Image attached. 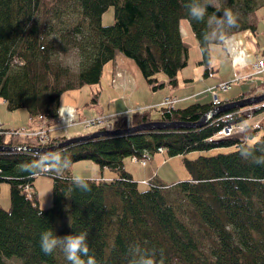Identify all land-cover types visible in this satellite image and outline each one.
Returning <instances> with one entry per match:
<instances>
[{
	"label": "trees",
	"instance_id": "16d2710c",
	"mask_svg": "<svg viewBox=\"0 0 264 264\" xmlns=\"http://www.w3.org/2000/svg\"><path fill=\"white\" fill-rule=\"evenodd\" d=\"M187 2L0 0V99L7 110L24 108L29 118H57L63 91L98 82L102 65L118 52L133 60L151 89L162 84L156 82L157 72L175 85V74L187 58L179 20H187L197 41L200 64L208 60L209 43L222 38L211 37L208 24L210 17L221 15L220 8L201 0L207 4V14L203 21H195L184 7ZM256 3L225 0V5L238 4L247 11ZM107 6H112V22L102 25L100 15ZM248 27L255 29L254 24ZM71 49L77 57L75 72L59 58ZM158 107L154 119L195 121L211 104L193 101L182 107ZM244 108L226 117L224 113L234 108L215 113L199 126L97 136L44 153L0 152V180L8 182L9 200L7 207H0V264H8L5 258L11 256L23 264H69L59 248L51 255L41 252L39 238L46 229L58 236L87 232L90 254L97 264H131V249L137 244L157 264L161 259L163 264H264V165L253 162L264 157V129L249 143L236 136L208 138L222 126L247 117ZM255 108L264 110V101ZM132 113L130 121L125 116L121 123L111 121L109 126L125 127L151 119L146 109ZM7 130L0 124V145L14 144L4 140ZM66 138L63 133L39 144ZM158 146L168 156L231 148L183 156L188 176L176 182L133 179L122 166L123 158L152 154ZM58 153L70 163L89 159L114 175L85 177L91 191L83 192L74 188L69 171L21 168L42 155ZM39 174L51 176L47 207L38 205L35 191L24 188Z\"/></svg>",
	"mask_w": 264,
	"mask_h": 264
},
{
	"label": "rangeland",
	"instance_id": "374dc122",
	"mask_svg": "<svg viewBox=\"0 0 264 264\" xmlns=\"http://www.w3.org/2000/svg\"><path fill=\"white\" fill-rule=\"evenodd\" d=\"M211 3H213L215 6L219 7L221 12L224 9H231L234 13H238L237 17V24L234 27L231 28H225L224 29V35L227 36L232 33H237L238 30H247L250 31L249 25L254 24L255 25V38H256V49L258 48V53H255V55L260 56L262 53H264V0H255V5L256 7L252 11H247L243 7H240L238 4H233L231 6L225 5V0H209ZM100 22L102 25H107L112 22V6H107L104 11L100 15ZM187 22V20H186ZM208 24L210 25L209 28L211 30V37H216L212 35V32L217 29V26L214 23H209L208 19ZM246 26L245 28L240 29V26ZM248 25V26H247ZM238 28V29H236ZM234 31V32H233ZM253 33L252 31H250ZM234 37V36H233ZM183 41L185 42L187 46V58H186V65L184 66L185 68L181 70V75H188L190 78H192V81L186 84L188 87L187 89L190 90L191 88H196L201 85V81L199 80L198 76H196V72L199 69L197 60L200 59V52L199 48L195 42V39L193 36H187L183 38ZM258 45V46H257ZM209 56L211 58V62H208V66L213 65L217 69L216 73L215 71L210 74L209 73V78L210 76H217V75H226L232 74L231 73V68L230 65L227 63V59L225 57L224 49L222 46H220L219 43L215 42H210L209 43ZM120 53V52H118ZM241 57V54L238 55ZM60 60H62L63 63L67 64L72 72L76 71V62H77V57L75 54V51L73 49L68 50L64 53L60 54ZM244 57H242L243 59ZM253 58V55H248L245 56V62H249ZM225 61V62H224ZM202 69V68H201ZM199 69V71L201 70ZM201 70V75H202ZM163 75L162 73H160ZM261 77L257 80L255 79H249L246 81L243 80H237L236 82H233L230 84V86L223 92H218V96L220 98L227 96V98H232L233 96H237L238 94H241L243 92H246L249 90L252 86L257 85L258 83H261L260 86L264 89V73L260 75ZM214 80V78L212 79ZM91 84H85L82 87H79L77 89L73 90H65L60 96V106L58 108V117L57 118H52L48 120L47 122H44L43 119H38L41 120V123L38 122V124L35 125L33 128L32 124L30 122L33 118L28 119L27 112L25 111L24 108H17L14 110H7L5 105L2 103L0 100V123L2 126L5 128H8L7 132L9 134L4 138L5 141L9 142L11 141L14 144H21L25 143L26 145H31L36 144L38 146H44L39 144L40 142H44L47 139H49L50 136H59L63 135L61 130L62 128L69 126L70 128L68 131H65V135H68L67 138L73 137V136H79V135H85L87 133L92 132L93 130L98 129V125H83L82 123H88L90 121L88 120H99L100 118H103L104 125L109 126V123L106 125L107 121H116L117 124L122 122V117L126 116V119L130 121L131 115H133L132 112H140L141 109H145V107H140L138 104L139 102H144L148 104L146 107V111L149 112V115L151 118H156L158 116V103H151L150 101H145V98H141L140 101H137V106L125 113H119V114H113V116H107L104 115L103 113H107L105 111H100L103 115H101L99 112L95 113L96 107L90 104H95V102H92L94 99L95 100V94L96 89H94L91 94H90V86ZM216 86V85H215ZM185 86H183L184 88ZM161 88L160 86L157 87ZM215 89V87L213 88ZM217 89V88H216ZM255 87L251 88L249 90V93L244 94L243 96H248L252 94H257L258 87L255 89ZM262 89V90H263ZM258 91L257 93H254V91ZM260 90V89H259ZM152 92V91H151ZM90 94V95H89ZM156 96V93H155ZM154 96V98H155ZM242 97V96H241ZM190 101H194V99H189L187 101H184V104L189 103ZM118 102V101H117ZM116 102V103H117ZM155 102V101H153ZM118 104V103H117ZM125 106V105H124ZM151 106V108H148ZM119 107V106H118ZM236 110L237 107H234ZM253 107L251 106V109ZM80 109V110H78ZM247 109H250L248 107ZM245 108V110H247ZM240 111V109H237ZM82 111L83 115H78V119H80L78 125L76 126H71L73 124H77L75 119L77 120L75 114L78 113L80 114ZM244 112V111H243ZM235 113L236 111H233L229 114ZM264 113V110L261 111H253V118L252 120L248 119V117L242 118L240 121V124H247L248 122L251 123L252 121L258 119L260 116H262ZM82 118V119H81ZM43 124V125H42ZM41 125V126H40ZM104 125H101L100 127H103ZM111 125V124H110ZM20 126V127H19ZM22 126V127H21ZM46 126V127H45ZM15 127V128H14ZM19 127V128H16ZM9 128H14V129H9ZM248 130L251 131L250 127L247 126ZM35 129V130H34ZM41 129L42 135L39 136L37 133L35 135L31 134L32 131H37ZM234 129V128H233ZM262 129H264V123L262 125V128L257 130V135L253 136L247 142H252L254 137H258L260 133L262 132ZM11 130H19L15 132H11ZM74 130H79L76 131L74 134ZM256 131V130H255ZM6 132V134H7ZM64 132V131H63ZM252 132V131H251ZM30 133V134H28ZM77 134V135H76ZM249 134V133H248ZM48 146V145H45ZM230 147H217V148H211L208 150H203L202 152H197V151H188L184 155H171L168 156L166 151L163 150L162 152L159 151H154L153 155H148L146 156V159H139L132 161V157H126V163L128 167L132 168L135 172V174L138 177H141V175H146L147 173L149 174V171L151 172L150 175H153V173H156V176L162 180L161 182L165 183H170V182H176L178 180L185 179L187 177V172L182 164V157H194L197 154H211L216 151L220 150H226L229 149ZM91 160L89 159H79L76 161H73L69 164L67 167V170L69 171L70 175L73 176L75 174H81L84 177H95L99 175V166L94 163V166L92 165ZM123 165V164H122ZM127 171V170H126ZM128 172V171H127ZM109 173L107 169L104 170V174ZM134 175V174H133ZM135 175V176H136ZM184 176V178H182ZM98 179V178H96ZM139 186H142L138 184ZM34 190L36 193V199L38 201V205L40 207H47L50 205L51 202V176L47 174H39L33 177L32 181V187L29 188ZM8 182L5 180H0V207H7L8 206ZM5 261H7L8 264H23L21 260L16 257V256H11L10 258H5Z\"/></svg>",
	"mask_w": 264,
	"mask_h": 264
},
{
	"label": "crops",
	"instance_id": "0c3cea01",
	"mask_svg": "<svg viewBox=\"0 0 264 264\" xmlns=\"http://www.w3.org/2000/svg\"><path fill=\"white\" fill-rule=\"evenodd\" d=\"M179 30H180L182 40L184 37L193 36V33L188 26V23L184 19L179 20ZM232 36H234V37H232V42H234L235 45H233L231 43V41L229 42V40H227V42H225L224 45L222 43L215 42V43H219L220 46L223 47L225 57L227 59V63L230 65L232 74L226 75V77H224V75L210 76L211 78L208 79L209 73L212 74L214 71L216 73V71L218 69L215 66L210 65L209 68L207 69V71L205 72L204 71L205 65L208 62H211V58H210V56H208L207 62L203 63V64L199 63V61H200V59H199V60H197L198 68L199 69L202 68L203 71H202V75H201L202 69L200 71L198 69L196 72V76H198L199 80L202 83L200 86H198L196 88H191L190 90L187 89L188 87H186L187 86L186 84L191 82L192 78H190L188 75H181V70L184 69L185 67L179 69L176 72V74H175V85L168 84L167 78L163 73H162L163 75L160 74L161 72L156 73L157 82L162 83L160 86L161 88L151 89L149 84H147L145 82V80L142 78V76H141L137 66L134 64L133 60L125 57L121 53H116L111 60L105 62L102 65L101 73H100L98 82L89 85L90 86V94L94 89H96L97 94H95V100L92 101V102H95V104H91V101H90V104H88V105H92V106L96 107L97 111H95V113H98L100 111H105L107 113L102 112L104 115L113 116V114L125 113V112H127V111H129L135 107H138L137 101L139 102L142 97L145 98V101H150L151 103H157V102L159 103V101L161 100V98L163 96L171 95L174 97V100L172 101V106L173 107H182L185 105L184 101H187L189 99H192V100L194 99V101H199V102H209V93L207 91V87L215 84L219 80H228V79L233 80L234 79L233 74L236 77H244V78H239V80H243V81H246L249 79H255V78L258 80L261 77L260 75L264 73V69L262 71H259L258 73L249 75L250 63L258 56V55H255V53H258V48L256 49L257 42H256V38H255V32L253 31V33H251L249 30H247L245 28V30H238V32L232 34ZM194 39H195V37H194ZM195 42L197 44L196 39H195ZM228 45H229V48L227 47V50H226V46H228ZM229 49H230V53H231L232 57H230ZM234 49H235V51H234ZM242 53H245L244 58L242 59L243 65H242V62L239 61L240 57L238 56L239 54L242 55ZM208 54H209V47H208ZM248 55H253V58L251 60H249V62L248 61L245 62V56H248ZM236 59H237V62H240V63L234 62ZM207 66H208V64H207ZM213 78H214V80H212ZM262 82H264V81H262ZM260 84L261 83H258L257 85L252 86L251 88L255 87V89H256L258 87L261 90L263 88H262V86H260ZM183 86H185V87L183 88ZM75 89H77V88H75ZM70 90H73V89H70ZM249 90H247L246 92H243L241 94H238L235 97L249 93ZM221 92H223V91H221ZM155 93H156V96H155ZM154 96H155V98H154ZM235 97L233 96L232 98L231 97L227 98V96H224V97L220 98V96H219V99L221 101H224V100L229 101L230 99H233ZM153 101H155V102H153ZM190 102H193V101H190ZM2 103H3V101H2ZM142 103L143 102L138 103L140 105V107L148 106V104H146L145 102H144V104H142ZM78 110H80V109H78ZM243 111L250 114V109L245 110V108H244ZM251 111H252V109H251ZM80 112H81L80 114H78V113L75 114L76 118L78 117V115H81V114L83 115L82 111H80ZM252 118H253V113H252L251 117L248 119L252 120ZM38 119H40V118H38ZM38 119L34 117L31 121H28V122H30V124H32L35 127V125L38 124V122L41 123V120H38ZM48 120H50V119H43L44 122H47ZM75 121L77 124H73L71 126L78 125L80 119L77 118V120L75 119ZM263 123H264V113L262 116H260L256 120L252 121L251 123L248 122L247 124H241V125L236 126L232 130L231 134L236 135L237 137H241L242 139L247 141L250 139L249 134H248L249 130H248L247 126H249L251 128V131L253 133V135L251 136V138H252L253 136L257 135V130L262 128ZM253 125H257L256 128H253L254 127ZM69 128H70L69 126H66V127L62 128L63 130H61V132L65 133V131H68ZM254 129H256V131ZM76 131L79 132V130H74V134ZM78 132H76V133H78ZM255 138L256 137H254V139ZM125 160H126V157L123 158V163H122L123 165L122 166L125 170H127L129 172L130 176L133 179H135V180L139 179L140 180V179H146V178L153 176V178L155 180L162 181V180H160V178H158L156 176V173L153 174L154 171L152 172L153 175H150L151 172L149 171V174L147 173L144 176L141 175V177H138L135 174L134 170L132 168L128 167ZM92 165L94 166V163H92ZM105 169H107L109 173L104 174ZM65 171L66 172L68 171L67 168L65 169ZM113 175H114V173L111 170H109L108 168L100 167L99 168V175L95 176L94 178L107 179V178L113 177ZM187 176H188V174H187ZM187 176H185V177H187ZM182 178H184V176H182Z\"/></svg>",
	"mask_w": 264,
	"mask_h": 264
},
{
	"label": "clouds",
	"instance_id": "9594fccd",
	"mask_svg": "<svg viewBox=\"0 0 264 264\" xmlns=\"http://www.w3.org/2000/svg\"><path fill=\"white\" fill-rule=\"evenodd\" d=\"M188 11V16L195 21H203L207 14V4L201 0H188L184 4ZM217 11H220L217 9ZM238 13H234L231 9H224L221 15L217 17L213 15L209 18V23H214L217 29L212 32V35L223 37L224 29L231 28L237 24ZM208 33L204 38H208ZM253 151V150H252ZM249 155L251 154L248 153ZM245 158V157H244ZM258 165H264V157H257L253 160ZM69 161L66 160L62 154L49 156L47 154L40 156L37 160L30 164L22 165L23 171L28 172H51L62 173L68 166ZM71 183L75 189L83 192H90V182L81 174H75L71 178ZM39 244L41 252L45 255H51L57 248H59L65 255L69 264H97L94 255L90 254L88 245V233H72L64 236H58L53 229H46L40 234ZM133 259L131 264H157L153 255L144 253L140 245H135L132 249ZM160 264H163L161 259Z\"/></svg>",
	"mask_w": 264,
	"mask_h": 264
},
{
	"label": "water",
	"instance_id": "95a60500",
	"mask_svg": "<svg viewBox=\"0 0 264 264\" xmlns=\"http://www.w3.org/2000/svg\"><path fill=\"white\" fill-rule=\"evenodd\" d=\"M264 99V90L258 94L243 96L235 99H231L229 101L220 103L218 105L210 107L206 110L197 120L195 121H183V120H160V119H149L145 122L130 124L125 127H114V128H103V129H96L90 133L85 135L73 136L57 143L48 145L47 147H34L31 145L25 146H14V145H0V150L2 149H25V150H49V149H56L62 146H65L69 143L87 139L91 137H96L100 135H116L122 133H128L137 130H153V129H160V128H167V127H192V126H199L203 124L209 117L213 114L218 113L221 110H227L233 107H241L246 104H254Z\"/></svg>",
	"mask_w": 264,
	"mask_h": 264
},
{
	"label": "bare ground",
	"instance_id": "6f19581e",
	"mask_svg": "<svg viewBox=\"0 0 264 264\" xmlns=\"http://www.w3.org/2000/svg\"><path fill=\"white\" fill-rule=\"evenodd\" d=\"M228 40V39H227ZM233 50V49H232ZM234 51H235V49H234ZM234 62H236V63H239V62H237V59L234 61ZM230 84L231 83H226L223 87H220L219 86V84H217L216 85V87H215V89H213V92L215 93V94H217L218 95V92H220V91H224V90H226L229 86H230ZM217 88V89H216ZM264 101V99L263 100H261V101H259L258 103H257V105L259 104V103H261V102H263ZM220 103V102H219ZM251 106L253 107L252 108V111H251ZM255 106L256 105H254V104H246V105H244V106H242V107H245V108H248V107H250V114L249 113H247V112H244V113H246L247 114V117L248 118H250L251 117V115H252V113H253V111H254V109H255ZM244 110V109H243ZM222 111H224V110H221V111H219V112H222ZM59 114V113H58ZM246 117V118H247ZM241 122H237V124H240ZM145 130H147V129H145ZM230 130V124H227V125H224V126H222L219 130H217L216 132H218V133H220V132H225V131H229ZM139 131V130H138ZM100 136H112V135H100ZM97 137V136H96ZM91 138H94V137H91ZM91 138H87V139H91ZM67 139V138H66ZM83 140H86V139H81V140H78V141H75V142H80V141H83ZM75 142H72V143H75ZM69 144H71V143H69ZM14 146H19V147H21V146H25L26 144L25 143H21V144H13ZM68 145V144H67ZM31 146H34V147H47V146H38L37 144H32L31 143ZM57 149V148H56ZM17 150H20V151H28V152H42V153H44V152H48V151H51V150H53V149H49V150H42V149H39V150H34V151H32V150H25V149H12V150H10V149H2V150H0V152H2V151H17ZM25 188V187H24Z\"/></svg>",
	"mask_w": 264,
	"mask_h": 264
},
{
	"label": "built area",
	"instance_id": "2783aa9c",
	"mask_svg": "<svg viewBox=\"0 0 264 264\" xmlns=\"http://www.w3.org/2000/svg\"><path fill=\"white\" fill-rule=\"evenodd\" d=\"M251 67H252V70L254 71V72H256V71H260L263 67H264V57H261V58H258V59H256L252 64H251ZM227 82H220V83H218L219 84V86L220 87H223L225 84H226ZM210 94H211V100H212V102H216L217 101V97H216V94L213 92V90H210ZM165 102H168V100L167 99H165ZM100 120V119H99ZM99 120H92V121H90V122H88V123H86V124H90V123H93L94 121H99ZM13 131V130H12ZM15 131H19V130H15ZM35 133H37L39 136H41L42 135V132H41V129H39V130H37V131H32L31 132V134H33V135H35ZM218 133V132H217ZM220 133H224V134H226V133H228V131H225V132H220ZM28 134H30V133H28ZM30 134V135H31ZM158 149H160V148H158Z\"/></svg>",
	"mask_w": 264,
	"mask_h": 264
}]
</instances>
